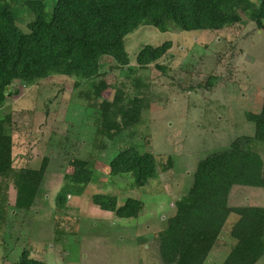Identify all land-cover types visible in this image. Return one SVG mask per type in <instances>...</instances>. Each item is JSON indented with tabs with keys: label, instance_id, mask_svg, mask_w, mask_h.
<instances>
[{
	"label": "rangeland",
	"instance_id": "374dc122",
	"mask_svg": "<svg viewBox=\"0 0 264 264\" xmlns=\"http://www.w3.org/2000/svg\"><path fill=\"white\" fill-rule=\"evenodd\" d=\"M28 1L35 0H6L24 32L33 19ZM55 1L44 0L47 17ZM239 16L241 23L220 31L161 33L140 26L126 36L133 72L104 58L108 88L102 99L112 102L119 93L138 98L141 116L114 138L98 133L101 100L92 98L86 83L76 87V79L67 76H51L31 87L13 83L19 95L0 108L12 140V168L38 170L45 158L48 164L32 210L16 214L8 209L13 217L7 227L0 225V264H14L24 249L44 264H162L155 237L186 202L197 163L254 133L245 114H257L264 97V28L257 29L246 12ZM165 42L172 44L158 62L165 71L137 68L135 57L143 46ZM126 148L154 156L155 177L144 187L135 185L134 174L110 172L109 163ZM254 151L264 163V144H254ZM75 159L91 171L84 188L65 180ZM0 188L12 206L15 190L9 181L0 177ZM62 191L69 194L64 209L56 204ZM97 195L116 197L118 206L128 198L141 201L140 218L122 220L100 210L92 203ZM228 206L264 208V188L234 186ZM237 219L230 214L221 243L205 264L223 262L230 250L224 243ZM257 264H264V256Z\"/></svg>",
	"mask_w": 264,
	"mask_h": 264
},
{
	"label": "trees",
	"instance_id": "16d2710c",
	"mask_svg": "<svg viewBox=\"0 0 264 264\" xmlns=\"http://www.w3.org/2000/svg\"><path fill=\"white\" fill-rule=\"evenodd\" d=\"M25 5L33 16L26 25L27 32L17 26L6 0H0V108L9 98L19 95L13 85L16 81L31 87L51 76L73 77L76 87L86 83L92 98L101 100L97 131L109 138L136 125L141 107L138 98H127L122 93L115 94L112 102L102 99V92L108 88L102 60L109 58L117 68L132 73L124 39L140 26H150L161 33L213 32L241 23L239 13L246 12L257 29L264 28V0H56L49 17L45 15L44 0ZM171 48V42L143 46L135 57L137 68L154 66L165 71L158 62ZM245 117L254 125L253 136L238 137L227 149L213 152L197 163L186 202L157 233L156 247L162 264H205L220 245L232 213L238 219L228 231L224 245L229 244L230 250L221 264H257L264 256V208L228 206L234 186L264 188V163L254 151V144H264V97L260 111L246 113ZM4 122L0 121V177L15 190L10 206L6 192L0 188V225L7 227L9 216L13 217L8 209L27 214L35 206L48 159H43L38 170H14L12 140ZM71 164L74 171L65 180L73 186H88L92 179L87 163L75 159ZM109 169L116 175L134 174L135 185L144 187L155 177L156 164L151 153L126 148L111 160ZM68 195L62 191L56 197L57 207L64 209ZM92 203L122 220H137L143 210V203L131 198L118 206L116 197L97 195ZM14 264L44 263L31 258L24 249Z\"/></svg>",
	"mask_w": 264,
	"mask_h": 264
}]
</instances>
